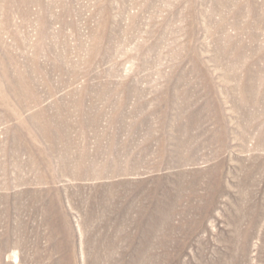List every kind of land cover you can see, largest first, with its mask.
Listing matches in <instances>:
<instances>
[{"label":"rangeland","instance_id":"rangeland-1","mask_svg":"<svg viewBox=\"0 0 264 264\" xmlns=\"http://www.w3.org/2000/svg\"><path fill=\"white\" fill-rule=\"evenodd\" d=\"M0 264H264V0H0Z\"/></svg>","mask_w":264,"mask_h":264}]
</instances>
